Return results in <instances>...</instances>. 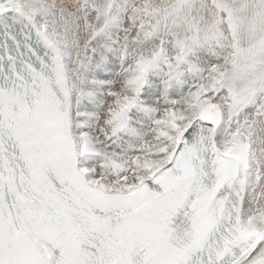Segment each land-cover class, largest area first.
Instances as JSON below:
<instances>
[{
	"label": "snow or ice",
	"instance_id": "obj_1",
	"mask_svg": "<svg viewBox=\"0 0 264 264\" xmlns=\"http://www.w3.org/2000/svg\"><path fill=\"white\" fill-rule=\"evenodd\" d=\"M0 264H264V0H0Z\"/></svg>",
	"mask_w": 264,
	"mask_h": 264
}]
</instances>
